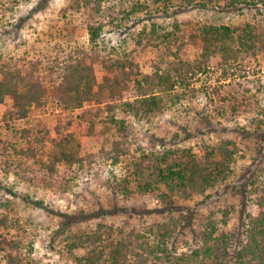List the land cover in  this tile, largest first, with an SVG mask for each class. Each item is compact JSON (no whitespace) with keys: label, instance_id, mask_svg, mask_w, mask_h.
Returning <instances> with one entry per match:
<instances>
[{"label":"trees","instance_id":"1","mask_svg":"<svg viewBox=\"0 0 264 264\" xmlns=\"http://www.w3.org/2000/svg\"><path fill=\"white\" fill-rule=\"evenodd\" d=\"M17 1L0 0V13L13 10ZM204 1L67 0L62 18L68 17L72 23L71 14L80 15L78 23L88 35L87 46L79 47L69 41L62 48L61 40L69 39L72 31L57 30L51 49L56 54L29 49L22 57L10 56L8 63L0 60V104L9 99L14 117L29 118L33 114L32 105L41 106L47 101L52 105L54 117L49 127L34 119L36 130L44 129L39 132L37 145L48 158L44 167L49 173L63 164L68 170L76 168L80 174L84 172L86 177L96 166L118 165V172L110 169L103 184L113 202L118 197L151 194L162 204L160 209L167 211V220L153 222L143 230L122 232L112 225L96 223L77 234L69 233L66 249L79 264H264V180H257L264 175V167L252 171L248 177L253 176L251 180L225 184L240 203L234 227L222 230L218 219L209 214L200 220L196 230L193 227L196 210L175 206L173 197L181 194L186 199L193 191L212 186L229 169L235 151L229 150L226 142L217 147L222 158L217 159L213 147L200 145L201 153L196 154L191 149L175 147L179 142L175 135L169 144L149 134L155 148L134 155L125 140L130 133L128 124L117 117L118 112H126L140 120L147 118L165 105L166 94L171 102H176L177 86L188 87L187 82L196 73L208 71L215 54L229 61L241 52L257 50L258 38L249 24L238 28L202 25L196 32L185 29V40L178 35L181 28L175 19L170 29L156 20L159 12L163 18L178 19L183 11L203 7L211 0ZM44 2L39 0L37 6ZM258 4L264 6V0H226L218 7L241 12ZM150 7L155 13L150 12ZM24 18L10 24L6 35L16 31ZM139 18L147 22L140 28L135 21ZM102 31L118 36L123 44L132 42V48L117 47ZM192 38L201 42L198 52L181 57L183 42H191ZM104 54L114 58L110 65L97 59ZM98 72L103 74L102 81ZM256 181H260L259 193L255 192L256 186L248 187ZM61 185L62 182L55 184ZM251 200L256 202V215L248 210ZM177 209L185 212L173 215ZM99 212L105 210L101 207ZM57 213L61 228L78 221L77 215ZM89 215L83 212L80 217ZM224 215L223 224L228 218ZM9 218L0 212V251L5 252L4 264H37L35 260L30 263L24 256H16L14 246H4L12 227ZM179 243L185 250L178 252Z\"/></svg>","mask_w":264,"mask_h":264},{"label":"rangeland","instance_id":"2","mask_svg":"<svg viewBox=\"0 0 264 264\" xmlns=\"http://www.w3.org/2000/svg\"><path fill=\"white\" fill-rule=\"evenodd\" d=\"M38 1L19 0L13 10L0 13V60L3 62L8 63L10 56L15 59L22 57V53L29 49L41 53L45 50L48 53L46 51L54 47L56 39L52 37L57 30L72 31L68 35L69 39L61 40L62 48L69 41L79 47L88 45V35L78 23L80 15L73 12L72 23L68 17L62 18L61 12L67 6V0H45L37 6ZM225 2L206 1L203 7L183 11L178 19L163 18L159 12L156 20L170 29L175 19L181 28L178 35L185 40V29L196 32L202 25L238 28L249 24L258 38L257 50L241 52L229 61L215 54L210 60L208 71L196 73L187 82L188 87L177 86L175 91L179 99L176 102H171L166 94L165 105L147 118L140 120L126 112L117 113V117L125 119L128 124L130 133L125 137L129 142L126 146L134 155L155 148L149 134L169 144L176 136L179 142L175 147L191 149L196 154L201 153L200 145L208 149L213 147L217 159H222L217 147L226 142L227 148L235 151L231 155L229 169L212 186L203 191L197 189L186 199L181 194L173 197L175 206L196 210L193 220L196 230L199 229L200 220L209 214L218 219L222 230L234 227L240 203L225 184L229 186L251 180L253 176L248 179L250 173L256 172L258 166L264 167V6L258 4L235 12L218 7H222ZM151 7L150 12H154ZM21 17L25 18L20 27L11 35H6L10 24ZM135 21L139 24L138 28L147 23L140 18ZM189 23L191 25L187 26ZM103 35L110 38L111 43L115 41L121 49L132 48V42L123 44L113 33L103 32ZM189 40L192 41L183 42V58L198 52L201 43L198 38ZM143 56L145 58L146 54ZM40 58L43 59L42 56ZM97 59L102 64L106 62L105 65H110V60L114 58L104 54V57ZM102 75L98 72L99 81H102ZM51 107L48 101L41 106L32 105L33 114L23 119L14 117L9 99H4L0 104V212L12 219V227L8 229L9 235L5 238L7 245L4 246H14L16 256H24V260L30 263L35 260L37 264H79L66 249L69 233L77 234L81 229L93 228L96 223L109 224L122 232H129L132 229L143 230L153 222L167 220V211L160 209L162 204L151 194L118 197L113 202L103 184L110 169L114 173L118 172V165L106 163L103 167L96 166L94 172L86 177L84 172L80 174L76 168L68 170L63 164L49 173L47 167H44L48 158L43 151H39L40 146L37 145L41 138L39 132L44 129L38 132L35 126L37 121L34 122V119L43 121L49 127L54 117ZM257 180H264L263 173ZM260 181L248 187L253 189L256 186L255 192L259 193ZM60 182V187L55 186ZM101 207L105 212H99ZM247 207L256 215L258 208L254 200ZM57 212L77 215L78 221H74L68 228H61ZM83 212L90 215L80 217ZM183 212L177 209L173 215ZM225 213L228 218L223 224L221 220ZM183 250L184 245L179 243L178 252ZM4 254L0 251V264L5 263Z\"/></svg>","mask_w":264,"mask_h":264}]
</instances>
